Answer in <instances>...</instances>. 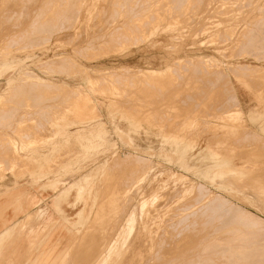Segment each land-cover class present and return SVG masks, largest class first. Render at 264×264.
<instances>
[{
  "label": "rangeland",
  "instance_id": "374dc122",
  "mask_svg": "<svg viewBox=\"0 0 264 264\" xmlns=\"http://www.w3.org/2000/svg\"><path fill=\"white\" fill-rule=\"evenodd\" d=\"M75 1L0 0V178L36 179L27 249L66 220L58 195L60 264H264V0Z\"/></svg>",
  "mask_w": 264,
  "mask_h": 264
},
{
  "label": "crops",
  "instance_id": "0c3cea01",
  "mask_svg": "<svg viewBox=\"0 0 264 264\" xmlns=\"http://www.w3.org/2000/svg\"><path fill=\"white\" fill-rule=\"evenodd\" d=\"M9 176L12 177L11 183ZM21 179L25 180L27 186L23 184L24 189H21ZM33 180L36 179L21 172L8 173L0 178V264H60L73 247L76 219L68 213L67 208H61L67 219H62L44 236L42 233L47 231L48 224L33 227L27 249L26 233H18V229L25 223L24 219L33 214L27 204V193L31 192L29 187ZM31 197L32 200H39L36 195ZM19 213H24V216H18ZM35 238L36 241L33 240Z\"/></svg>",
  "mask_w": 264,
  "mask_h": 264
},
{
  "label": "bare ground",
  "instance_id": "6f19581e",
  "mask_svg": "<svg viewBox=\"0 0 264 264\" xmlns=\"http://www.w3.org/2000/svg\"><path fill=\"white\" fill-rule=\"evenodd\" d=\"M63 1H64V0H63ZM77 1H78V0H77ZM77 1H75V2H77ZM29 2H30V1H29ZM67 2H68V1H67ZM173 2H174V1H173ZM52 3H53V2H52ZM52 3H51V4H52ZM65 3H66V2H65ZM56 4H57V2H56ZM72 4H73V3H72ZM59 5H60V4H59ZM59 5H58V6H59ZM78 5H80V4H78ZM58 6H57V8H59ZM61 7H62V5H61ZM75 7H76V6H75ZM77 7H78V6H77ZM60 9H61V8H60ZM168 9H170V8L168 7ZM181 9H182V8H181ZM65 10H66V9H65ZM181 11H182V10H181ZM61 15H62V14H61ZM163 15H164V14H163ZM62 16H63V15H62ZM52 19H53V18H52ZM8 20H9V19H8ZM45 20H46V19H45ZM50 21H51V20H50ZM54 21H55V19H54ZM38 22H39V21H38ZM40 22H41V21H40ZM45 22H46V21H45ZM45 22H42V23H45ZM46 24H47V23H46ZM48 24H49V23H48ZM35 25H36V24H35ZM35 25H34V27H35ZM37 26H38V23H37ZM37 26H36V27H37ZM40 26H41V25H40ZM40 26H39V27H40ZM155 26H156V25H155ZM41 28H42V27H41ZM36 29H37V28H36ZM37 30L39 31V28H38ZM44 30H45V29H44ZM33 31H34V30H33ZM38 31H37V32H38ZM41 32H42V31H41ZM46 32L48 33V31H46ZM137 32H138V30H137ZM44 33H45V32H44ZM257 33H258V32H257ZM34 34H35V33H34ZM34 34H33V35H34ZM29 35H30V34H29ZM29 35H28V36H29ZM131 35H132V33H131ZM133 35H134V34H133ZM26 36H27V35H26ZM229 36H230V35H229ZM253 36H254V35H253ZM259 36H260V35H259ZM259 36H258V37H259ZM39 37H40V35H39ZM134 38H135V37H134ZM136 38H137V37H136ZM262 38H263V36H262ZM25 39H26V37H25ZM28 39H29V38H28ZM33 39H34V37H33ZM47 39H48V38H47ZM224 39H225V38H224ZM263 39H264V38H263ZM15 41H16V40H15ZM29 41H30V40H29ZM123 41H124V40H123ZM123 41H121V40L115 38L113 44H115V45H116V44H119V45H120ZM252 41H253V38H252ZM254 41H255V40H254ZM126 42H127V41H126ZM123 43H124V42H123ZM123 43H122V44H123ZM249 43H250V41H249ZM252 43H253V42H252ZM248 45H249V44H248ZM253 45H254V44H253ZM261 45H262V44H261ZM117 46H118V45H116V47H117ZM246 46H247V45H246ZM250 46H251V45H250ZM113 47H115V46H113ZM116 47H115V49H116ZM244 47H245V46H244ZM259 47H260V46H259ZM263 47H264V45H263ZM261 48H262V47H261ZM117 49H118V47H117ZM249 49H250V50H253V46H252V49H251L250 47H249ZM255 49H256V48H255ZM244 50H245V49H244ZM246 50H247V49H246ZM246 50H245V51H246ZM250 50H249V52H250ZM18 51H19V49H18ZM250 53H251V52H250ZM184 60H186V59H184ZM184 60H183V61H184ZM187 61H188V59H187ZM187 61H186V62H187ZM202 61L206 62L205 60H202ZM184 62H185V61H184ZM184 62H183V63H184ZM190 62H191V61H190ZM183 63H182V64H183ZM184 64H185V63H184ZM188 64H189V63H188ZM204 65H206V64H204ZM207 65H208V64H207ZM242 67H243V66H242ZM200 68H201V67H200ZM245 69H246V66H245ZM151 70H153V69H151ZM199 70H200V69H199ZM197 71H198V70H197ZM201 71H202V70H200V72H201ZM157 72H158V71H157ZM147 73H151L152 76H156V75H158V74H162V73H156V72H152V71H148ZM172 73H173V72H172ZM177 73H178V72H177ZM197 73H198V72H197ZM210 73H211V72H210ZM210 73H209V74H210ZM213 73H214V72H213ZM178 75H179V74H178ZM178 75H177V76H178ZM211 75H212V74H211ZM205 76H206V75H205ZM102 81H103V80H102ZM116 82L118 83V81H116ZM116 82H115V83H116ZM111 83H112V82H111ZM149 83H151V82H149ZM104 84H105V85H104ZM112 84L114 85V83H112ZM112 84H111V86H112ZM37 85H39V84H37ZM37 85H36V86H37ZM109 85H110V83H107L105 80H104V82H102V84H100V86H101L100 89H102V91H101L100 93H101L102 95H104V94H103L104 92H107V91H104L105 88L103 89L102 86H103V87H106V86L108 87ZM41 86H42V84H41ZM22 87H23V86H22ZM22 87H21V88H22ZM34 87H35V86H34ZM42 87H43V86H42ZM21 88L19 87V91H20V92H21ZM27 88H28V87H27ZM27 88H23V89L25 90V89H27ZM31 88H33V87H31ZM38 88H39V87H38ZM23 89H22V90H23ZM33 89H34V88H33ZM77 90H78V89H77ZM77 90H76V91H77ZM35 91H36V90H35ZM35 91H34V92H35ZM83 91H84V90H83ZM83 91H82V93H83ZM42 92H43V91H42ZM16 93H17V91H16ZM18 93H19V92H18ZM30 93L32 94V91H30ZM89 93H90V92H89ZM5 94H6V93H5ZM22 94H24V92H23ZM101 94H100V95H101ZM7 95H8V94H7ZM24 95H25V94H24ZM24 95H23V96H24ZM102 95H101V96H102ZM1 96H2V95H1ZM3 96H4V94H3ZM104 96H105V95H104ZM19 97H20V96H19ZM5 98H6V97H5ZM60 98H61V97H60ZM4 100H5V99H4ZM0 101H1V98H0ZM83 103H84V102H83ZM115 103H116V102H115ZM2 104H3V102H2ZM2 104H1V105H2ZM116 104H117V103H116ZM85 105H86V107H89V108H94V109H95V107L97 108L98 104L96 105L95 94L86 95V102H85ZM112 105H113V104H112ZM10 107H11V106H10ZM75 107H77V104H76ZM84 108H85V106L83 107V110H84ZM81 109H82V107H81ZM78 110H80V109H79V106H78ZM94 111H96V110H94ZM94 111H93V112H94ZM0 112H1V111H0ZM71 112H72V111H71ZM82 112H83V111H82ZM82 112H81V113H82ZM9 113H10V112H9ZM87 114H88V113H87ZM7 115H8V114H7ZM89 115H91V114L89 113ZM120 115H121V114H120ZM120 115H119V116H120ZM129 115H130V114H129ZM0 116H1V115H0ZM4 117H5V116H4ZM2 119H3V118H2ZM2 119H1V120H2ZM7 119H8V117H7ZM128 119H129V117H128ZM9 120H10V119H9ZM129 123H130V122H129ZM4 124H5V123H4ZM4 124H3V125H4ZM7 124H8V123H7ZM8 139H9V138H8ZM10 140H11V139H9V141H10ZM87 144H88V143H87ZM135 147H136V146H135ZM136 148H137V147H136ZM2 150H3V148H2ZM128 157H130V156H128ZM128 157H127V158H128ZM133 157H134V156H133ZM133 157H131L130 160H131ZM121 159H122V158H121ZM128 159H129V158H128ZM134 159H135V158H134ZM134 159H133V160H134ZM117 160H119V159H117ZM135 160H136V159H135ZM38 161H39V160H38ZM125 162H126V161H125ZM127 163H130V161L128 160ZM137 165H138V162H137ZM140 165H141V164H140ZM142 166H143V164H142ZM13 167H14V166H13ZM140 167H141V166H140ZM141 169H142V167H141ZM146 170H147V169H146ZM2 171H4V170H2ZM144 171H145V170H144ZM135 172H136V171H135ZM261 172L264 173V170H261ZM5 173H6V172H5ZM136 175H137V173H136ZM134 176H135V175H134ZM139 176H140V174H139ZM254 176H255V175H254ZM131 179H132V177H131ZM255 179H256V181H258L259 183H261V184L264 185V175H257V176L255 177ZM133 181H135V178H133ZM133 181H132V182H133ZM136 181H137V176H136ZM128 183H129V182H128ZM128 183H127V184H128ZM132 184H133V183H132ZM220 184H221V183H220ZM129 185H130V184H129ZM216 185H217V184H216ZM131 186H132V185H131ZM140 186H141V185H140ZM203 190H204V189H203ZM133 191H134V190H133ZM119 192H120V191H119ZM197 193H198V192H197ZM57 197H58V196H57ZM261 197H262V196H261ZM130 198H131V197H130ZM206 198H207V197H206ZM257 198H258V197H257ZM218 199H219V198H218ZM124 200H125V199H124ZM129 200H130V199H129ZM199 200H200V199H199ZM201 200H202V199H201ZM111 201H112V199H111ZM212 202L214 203V201H212ZM210 203H211V202H210ZM210 203H208V204H210ZM59 204H60L59 199H58V198L54 199V201H53V207L56 208L60 213H62V217H61V218H64V214H65V213L63 214L61 208L59 207ZM112 204H113V203H112ZM147 205H148V204H147ZM189 205H190V204H189ZM210 205H211V204H210ZM109 207H110V206H109ZM147 207H148V206H147ZM200 207H201V206H200ZM187 211H188V210H187ZM228 211H229V210H228ZM38 212H39V211H38ZM222 212H223V210H222ZM232 212L234 213V210H233ZM233 213H232V218H228L227 221H231L232 219L236 218V217L233 216ZM237 213H238V212H237ZM237 213H236V211H235V214H236V215H235V214H234V215L237 216ZM37 214H38V213H37ZM187 214H188V213H187ZM164 215H165V214H164ZM225 215H227V213H226ZM230 216H231V214H230ZM39 217H40V216H39ZM228 217H229V216H228ZM233 217H234V218H233ZM247 217H248V216H247ZM29 218H30V216L27 217V219H24V221H25V222L28 221ZM243 218H244V217H243ZM66 219H67V218H66ZM161 219H162V218H161ZM189 219H190V217H189ZM189 219H188V220H189ZM241 219H242V216H241ZM186 220H187V219H186ZM238 220H240L239 217H238ZM162 221H163V220H162ZM162 221H161L160 223H162ZM165 221H166V220H165ZM238 222H239V221H238ZM241 222H242V220H241ZM244 222H245V221H244ZM244 222H242V223H244ZM246 222H247V221H246ZM257 222H258V220H257ZM23 223H24V222H23ZM147 223H148V222H147ZM260 223H261V222H260ZM155 224H156V223H155ZM158 224H159V222H158ZM190 224H191V223H190ZM224 224H225V223L223 222V225H224ZM231 224H232V221H231ZM235 224H236V223H234V224H232V225L235 226ZM252 224H253V223H251V226H252ZM256 224H257V223H255V225H256ZM223 225H222V226H223ZM232 225H230L231 228H233ZM238 225H239V224H238ZM248 225H249V224H248ZM158 226H159V225H158ZM190 226H191V225H190ZM222 226H221V227H222ZM249 226H250V225H249ZM257 226H258V224H257ZM261 226H262V225H261ZM225 227H226V226H225ZM225 227L223 226V230H224ZM227 227H228V222H227ZM241 227H242V226H241ZM243 227H246V228H247V226H245V224L243 225ZM254 227H255V226H254ZM25 228H26L25 225H23V226L21 227V229H22L23 231L25 230ZM153 228H155V226H154ZM153 228H152V229H153ZM188 228H189V227H188ZM231 228H230V229H231ZM239 228H240V227H239ZM230 229H229V230H230ZM234 229H235V228H234ZM243 229H245V228H243ZM248 229H249V227H248ZM252 229H253V228H252ZM262 229H263V228H262ZM155 230H156V228H155ZM155 230H154V231H155ZM218 230H219V229H218ZM225 230H226V229H225ZM254 230H255V228H254ZM33 231H35V230H33ZM236 231H237V230H236ZM239 231H241V230H239ZM244 231H245V230H244ZM249 231H251V230H249ZM262 231H263V230H262ZM31 232H32V229H31V231H30V236H31ZM224 232H225V231H224ZM234 232H235V231H234ZM234 232H233V229H232V234H233ZM247 232H248V231H247ZM259 232H260V230H259ZM263 232H264V231H263ZM33 233H34V232H33ZM91 233H92V232H91ZM179 233H180V232H179ZM179 233H178V234H179ZM178 234H177V235H178ZM236 234H237V232H236ZM242 234H243V233H242ZM242 234H241V235H242ZM244 234H245V232H244ZM32 235H33V234H32ZM229 235H230V234H229ZM239 235H240V234H238V236H239ZM245 235H246V234H245ZM247 235H249V234H247ZM247 235H246V236H247ZM109 236H110V235H109ZM178 236H179V235H178ZM223 236H224V235H223ZM246 236H245V239H246ZM255 236H256V238L258 237L257 235H255ZM104 237H105V236H104ZM113 237H114V236H113ZM113 237H112V238H113ZM251 237H252V236H251ZM259 237H260V236H259ZM156 238H157V237H156ZM215 238H216V237H215ZM226 238H227V237H226ZM232 238L234 239V241L236 240L235 236H233ZM232 238H231V239H232ZM175 239H176V238H175ZM213 239H214V238H213ZM217 239H218V238H217ZM233 239H232V240H233ZM241 239H243V238H241ZM249 239H251V238L249 237ZM254 239H255V238H253V240H254ZM33 240H35V239H33ZM152 240H154V239H152ZM157 240H159V239H157ZM221 240H222V239H221ZM232 240H231V241H232ZM247 240H248V239H247ZM251 240H252V239H251ZM257 240H258V239H257ZM110 241H111V240H110ZM231 241L229 240L228 242L231 243ZM236 241H239V240L237 239ZM236 241H235V242H236ZM248 241H249V240H248ZM255 241H256V240H255ZM258 241H259V240H258ZM104 242H106V241H104ZM148 242H149V240H148ZM190 242H191V241H190ZM241 242H242V241H241ZM252 242H253V241H252ZM252 242H251V245H249V248L252 247V245H253ZM263 242H264V241H263ZM89 243H90V242H89ZM107 243H108V241H107ZM149 243H150V242H149ZM196 243H198V241H197ZM217 243H218V242H217ZM232 243H233V241H232ZM243 243H244V242H243ZM153 244H154V242H153ZM165 244H166V243H165ZM194 244H195V243H194ZM220 244H221V243H220ZM239 244H240V243H239ZM245 244H246V242H245ZM247 244H249V243H247ZM257 244L259 245V242H258ZM105 245H106V244H105ZM107 245H108V244H107ZM155 245H158V242H155ZM163 245H164V244H163ZM196 245H197V244H196ZM237 245H238V244H237ZM243 245H244V244H243ZM261 245H264V243L261 244ZM191 246H192V244H191ZM217 246H218V244H217ZM235 246H236V245H235ZM253 246H255V248H256V245H253ZM102 247H104V246H101V248H102ZM161 247H162V246H161ZM192 247H193V246H192ZM209 247H210V246H209ZM233 247H234V244H233V246H232L231 248H233ZM246 247H247V246H246ZM156 248H157V246H156ZM178 248H179V247H178ZM190 248H191V247H190ZM198 248H199V247H198ZM206 248H207V247H205V249H206ZM210 248H211V247H210ZM252 248H253V247H252ZM258 248H259V249H258ZM258 248H257V250H258V251H257V254H258L257 256H259V259H261V258H260V254L258 253L259 250L261 249V247L258 246ZM154 249H155V248H154ZM208 249H209V248H208ZM212 249H215L213 244H212ZM216 249H218V248L216 247ZM229 249H230V248H229ZM237 249H238V251H239V247H238ZM241 249H242V248H240V251H239V252L237 251L238 254L242 252ZM247 249H248V247H247ZM247 249L245 250V248H244L245 252H246V251H247V252L249 251V249H248V250H247ZM262 249H264V247H262ZM152 250H153V248H152ZM174 250H175V249H174ZM182 250H183V249H182ZM182 250H181V252H182ZM206 250H207V249H206ZM244 250H243V251H244ZM254 250H256V249H254ZM99 251L102 252V249H100ZM170 251H171V250H169V252H170ZM179 251H180V249H179ZM202 251H203V250H202ZM208 251H209V250H208ZM212 251H213V250H212ZM216 251H217V250H216ZM227 251H228V250H227ZM231 251H232V249H231ZM252 251H253V249H251V253H252ZM262 251H263V250H262ZM101 252H100V253H101ZM103 252H104V251H103ZM204 252H205V251H204ZM206 252H207V251H206ZM210 252H211V251H210ZM260 252H261V251H260ZM201 253H202V252H201ZM214 253H215V251H214ZM225 253H226V252H225ZM225 253H224V254H225ZM253 253H256V252L253 251ZM253 253H252L253 256H251V257L248 258L249 261L255 256ZM262 253H263V252H261V257H262ZM204 254H205V253H204ZM204 254H203V255H204ZM211 254H212V253H211ZM249 254H250V251H249ZM249 254H245V255H248V256H249ZM176 255H177V254H176ZM206 255H207V254H206ZM229 255H230V252H229ZM234 255H236L235 252H234ZM239 255H240V254H239ZM250 255H251V254H250ZM112 256H113V254H112ZM209 256H210V255H209ZM211 256H212L211 258H214L213 255H211ZM225 256H226V255H225ZM227 256H228V253H227ZM231 256H232V255H231ZM240 256H241V255H240ZM203 257H205V255H204ZM232 257H233V256H232ZM236 257H237V256H236ZM242 257H243V253H242ZM242 257H241V258H242ZM255 257H256V256H255ZM263 257H264V256H263ZM97 258H98V257H97ZM175 258H176V256H175ZM195 258H196V257H195ZM197 258H198V257H197ZM199 258H200V257H199ZM221 258H222V257H220V259H221ZM241 258H239L240 261H241ZM244 258H245V256H244ZM246 258H247V257H246ZM246 258H245V259H246ZM250 258H251V259H250ZM220 259H219V261H221ZM232 259H234V258H232ZM254 259H255V258H254ZM254 259H252V261H253ZM256 259H257V258H256ZM196 260H197V259H196ZM196 260H195V261H196ZM211 260H212V259H211ZM211 260H210V261H211ZM226 260L230 261V257L227 258ZM235 260H236V258H235ZM263 260H264V259H263ZM215 261H216V260H215ZM240 261H239V262H240ZM256 261H259V260H256ZM231 262H232V260H231ZM234 262H235V261H234ZM241 262H242V261H241ZM246 262H247V261H246ZM246 262H244V263H246ZM263 262H264V261H263ZM168 263H169V262H168ZM172 263H173V262H172ZM195 263H196V262H195ZM197 263H198V262H197ZM205 263H206V262H205ZM208 263H209V261H208ZM208 263H207V264H208ZM212 263H213V261H212ZM237 263H238V261H237ZM252 263H253V262H252ZM257 263H258V262H257ZM191 264H192V260H191ZM200 264H201V262H200ZM203 264H204V263H203ZM209 264H210V263H209ZM214 264H215V263H214ZM222 264H223V263H222ZM234 264H235V263H234Z\"/></svg>",
  "mask_w": 264,
  "mask_h": 264
}]
</instances>
